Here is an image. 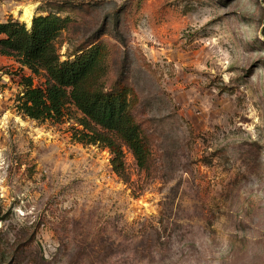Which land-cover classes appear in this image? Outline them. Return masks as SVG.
<instances>
[{
	"label": "rangeland",
	"instance_id": "obj_1",
	"mask_svg": "<svg viewBox=\"0 0 264 264\" xmlns=\"http://www.w3.org/2000/svg\"><path fill=\"white\" fill-rule=\"evenodd\" d=\"M24 9L69 20L60 61L98 36L149 170L115 138L116 173L72 103L23 115L45 75L0 60V264H264V0H0V22Z\"/></svg>",
	"mask_w": 264,
	"mask_h": 264
},
{
	"label": "trees",
	"instance_id": "obj_2",
	"mask_svg": "<svg viewBox=\"0 0 264 264\" xmlns=\"http://www.w3.org/2000/svg\"><path fill=\"white\" fill-rule=\"evenodd\" d=\"M69 20L55 14L38 16L31 27L17 21L0 22V55L16 58L32 74L43 72L45 87L33 88L25 78V91L17 109L31 120L43 121L62 117L64 107L72 103L90 122L100 129L89 128L83 136L87 143H101L114 154L113 169L122 171L121 144L130 150L139 169L149 170V149L140 128L131 116L122 80L104 91L105 52L94 44V36L84 47L60 61L55 41L67 29Z\"/></svg>",
	"mask_w": 264,
	"mask_h": 264
},
{
	"label": "bare ground",
	"instance_id": "obj_3",
	"mask_svg": "<svg viewBox=\"0 0 264 264\" xmlns=\"http://www.w3.org/2000/svg\"><path fill=\"white\" fill-rule=\"evenodd\" d=\"M31 16H32L31 11L29 9H24L21 15V20H23V22H25L27 26H29L31 23Z\"/></svg>",
	"mask_w": 264,
	"mask_h": 264
},
{
	"label": "built area",
	"instance_id": "obj_4",
	"mask_svg": "<svg viewBox=\"0 0 264 264\" xmlns=\"http://www.w3.org/2000/svg\"><path fill=\"white\" fill-rule=\"evenodd\" d=\"M8 58H10V57H6V56H2V55H0V60H6V59H8Z\"/></svg>",
	"mask_w": 264,
	"mask_h": 264
},
{
	"label": "water",
	"instance_id": "obj_5",
	"mask_svg": "<svg viewBox=\"0 0 264 264\" xmlns=\"http://www.w3.org/2000/svg\"><path fill=\"white\" fill-rule=\"evenodd\" d=\"M27 27V26H26ZM30 27H31V24H30V26L29 27H27V29H30Z\"/></svg>",
	"mask_w": 264,
	"mask_h": 264
}]
</instances>
